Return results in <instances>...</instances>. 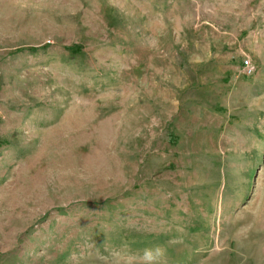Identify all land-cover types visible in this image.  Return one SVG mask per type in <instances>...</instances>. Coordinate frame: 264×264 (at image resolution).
Returning <instances> with one entry per match:
<instances>
[{
  "label": "rangeland",
  "instance_id": "374dc122",
  "mask_svg": "<svg viewBox=\"0 0 264 264\" xmlns=\"http://www.w3.org/2000/svg\"><path fill=\"white\" fill-rule=\"evenodd\" d=\"M0 264H264V0H0Z\"/></svg>",
  "mask_w": 264,
  "mask_h": 264
},
{
  "label": "built area",
  "instance_id": "2783aa9c",
  "mask_svg": "<svg viewBox=\"0 0 264 264\" xmlns=\"http://www.w3.org/2000/svg\"><path fill=\"white\" fill-rule=\"evenodd\" d=\"M241 66L247 75H251L254 72L253 66L248 60H244Z\"/></svg>",
  "mask_w": 264,
  "mask_h": 264
},
{
  "label": "bare ground",
  "instance_id": "6f19581e",
  "mask_svg": "<svg viewBox=\"0 0 264 264\" xmlns=\"http://www.w3.org/2000/svg\"><path fill=\"white\" fill-rule=\"evenodd\" d=\"M75 115H76V113H75ZM85 117H86V115L84 114L83 116H79V117L77 116L76 118H78V119L81 120V119H83V118H85Z\"/></svg>",
  "mask_w": 264,
  "mask_h": 264
}]
</instances>
